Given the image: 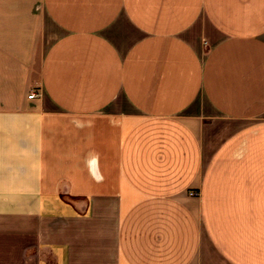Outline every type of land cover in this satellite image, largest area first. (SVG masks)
<instances>
[{
	"label": "crops",
	"instance_id": "1",
	"mask_svg": "<svg viewBox=\"0 0 264 264\" xmlns=\"http://www.w3.org/2000/svg\"><path fill=\"white\" fill-rule=\"evenodd\" d=\"M0 264H264V0H0Z\"/></svg>",
	"mask_w": 264,
	"mask_h": 264
},
{
	"label": "built area",
	"instance_id": "2",
	"mask_svg": "<svg viewBox=\"0 0 264 264\" xmlns=\"http://www.w3.org/2000/svg\"><path fill=\"white\" fill-rule=\"evenodd\" d=\"M34 96V94H31L30 96H29V98H32Z\"/></svg>",
	"mask_w": 264,
	"mask_h": 264
}]
</instances>
